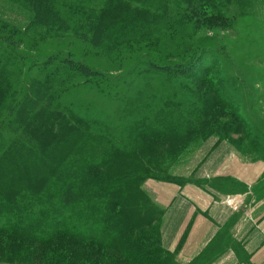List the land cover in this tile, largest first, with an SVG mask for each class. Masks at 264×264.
Here are the masks:
<instances>
[{
    "label": "rangeland",
    "instance_id": "374dc122",
    "mask_svg": "<svg viewBox=\"0 0 264 264\" xmlns=\"http://www.w3.org/2000/svg\"><path fill=\"white\" fill-rule=\"evenodd\" d=\"M56 1L65 15L76 8L95 11L106 0ZM121 1H130L132 6L135 2ZM162 3L156 0L136 3L138 33L123 34L128 41L124 46L120 44L102 50L82 42L72 31L62 36H45L41 29L29 25L32 16L29 7L19 0H0V21L7 25L2 29L4 25L0 23V26L3 25L0 27L2 40L18 42L15 53L22 54L25 60H18L8 67L10 93L28 90L22 83L24 76L39 77L37 85L33 86L34 97L39 103L31 106L28 114L16 118L15 110L0 113V163L8 168L6 174H23L35 166L40 167V157L33 155L30 158L26 155L28 148L23 145L25 137L17 125L50 104L58 109L67 106L72 116L88 119L103 128L100 135L103 141L87 145L90 156L99 157L117 151L126 154L123 161L128 162L131 169H145L141 173H148L149 176L145 181H138V209L143 212L160 209L152 206L154 198L146 186L148 182L162 180L210 186L206 181H197L196 173L204 162L203 142L211 137L227 143L241 156L264 160V0H216L215 8L222 7V19L209 18L210 10L205 9L204 13L191 16L187 26L178 32L190 42H200L199 51L208 50L218 62L215 71L200 70V74L213 78L216 72H221L217 77L224 80L218 95L211 98L216 103L207 116V123L212 128L207 129H201L196 122H204L203 114L209 105L188 91L178 93L190 96L193 100L174 102L171 92L167 91L169 85L154 75H142V63L155 59L152 48L138 52V42L154 37L155 32L152 27L151 30L146 29L147 18L142 11L156 9ZM164 4L168 9L167 16L172 19L179 18L178 10L185 8L184 0H166ZM178 39L177 36L163 37L158 49L165 55L177 54L186 48L176 43ZM66 55L98 72L95 78L98 88L79 87L71 83L63 93L59 81L66 78V71L60 68L58 72L50 71L52 73L47 74L31 67L33 61L38 63L48 56ZM77 78L80 79L79 76ZM192 85L194 89L200 87L197 94L205 91L206 86ZM30 94L29 100H32ZM23 95L22 92L16 94L13 105ZM220 102H223V108L218 105ZM225 121L233 123L229 134L225 131L226 126H223ZM94 130L98 131L99 127ZM27 173L29 176L34 174ZM3 239L2 236L0 240L6 242ZM64 244L1 245L0 264H72L65 256L60 261L54 260L64 254L67 249ZM146 245H152L151 252L156 255L155 258L163 257L165 252L169 264H181L163 249L164 252L160 253L154 238ZM85 246L82 250L85 253L71 257L73 264H133L126 250H101L92 245ZM127 248L130 253L138 252L140 256L137 246L127 245ZM146 256L148 259V253Z\"/></svg>",
    "mask_w": 264,
    "mask_h": 264
},
{
    "label": "trees",
    "instance_id": "16d2710c",
    "mask_svg": "<svg viewBox=\"0 0 264 264\" xmlns=\"http://www.w3.org/2000/svg\"><path fill=\"white\" fill-rule=\"evenodd\" d=\"M19 1L32 12L29 25L41 29L45 36H62L72 31L82 42L107 50L116 45H126L128 41L123 34L138 33V6L135 4L148 0H132L135 1L134 6L130 1L106 0L95 11L76 8L65 15L61 13L56 0ZM156 1L163 3L156 9L142 11L147 18L146 29L151 30L152 27L157 33L153 31L154 37L138 42V52L152 48L155 53V59L142 63V75H154L169 85L167 91L171 92L174 102L193 100L178 93L188 91L209 105L203 114L204 122L197 121L196 124L201 129L212 128L207 120L216 102L211 98L218 95L224 80L217 77L221 72L209 78L200 74V70L215 71L218 62L208 50L199 51L200 42H190L178 32L187 26L191 16L204 13L205 9L210 10L209 18L222 19V7L215 8L216 0H184L185 8L178 10L179 18L172 19L167 16L166 0ZM0 23L4 25H1L2 29L7 27L2 21ZM173 36L179 37L176 43L186 48L173 55L161 53L158 49L161 39ZM18 44L10 39L3 41L0 35V113L15 110L16 118L25 116L31 106L39 103L33 93V86L37 85L39 77L24 76L22 83L28 90L10 93L8 67L18 60L25 62L22 54L15 53ZM43 60L38 63L33 61L31 67L47 74L52 73L50 71L58 72L60 68L66 71V78L59 81L63 93L71 83L79 87L98 88L95 81L98 72L71 56H48ZM21 66L24 68V65ZM49 66L52 67L45 69ZM193 83L206 86L205 91L197 94L200 87L194 89ZM21 92L24 95L13 105L14 96ZM29 92L32 100H29ZM218 105L224 107L223 102ZM223 126H226L228 134L232 132V122L225 121ZM95 127H99V130H94ZM17 129L25 137L23 145L28 148L26 155L30 158L33 155L40 157L41 165L23 174L12 175L6 174L8 168L0 163V239L3 236L6 240H0V246L24 243L46 246L64 242L67 249L54 260L60 261L65 256L72 264L71 257L85 253L82 251L85 245L101 250H126L133 264L170 263L159 243L158 231L163 211L157 209L147 213L138 209V181H145L149 174L141 173L145 170L143 168L131 169L128 162L123 161L126 154L117 151L99 157L90 156L87 145L104 139L100 136L103 131L100 125L77 115L72 116L67 106L58 109L50 104L32 113L29 119L22 120ZM146 138L152 139L149 136ZM28 171L34 174H25ZM152 206L157 207V204L152 202ZM152 238L158 245V251L164 252L163 257L155 258L156 255L151 252L152 245H146ZM127 245L140 248V256L138 252L130 253Z\"/></svg>",
    "mask_w": 264,
    "mask_h": 264
},
{
    "label": "crops",
    "instance_id": "0c3cea01",
    "mask_svg": "<svg viewBox=\"0 0 264 264\" xmlns=\"http://www.w3.org/2000/svg\"><path fill=\"white\" fill-rule=\"evenodd\" d=\"M203 148L196 179L210 186L146 183L163 211L161 248L181 264H264V160L241 156L215 137ZM226 195L240 196V209L223 204Z\"/></svg>",
    "mask_w": 264,
    "mask_h": 264
},
{
    "label": "built area",
    "instance_id": "2783aa9c",
    "mask_svg": "<svg viewBox=\"0 0 264 264\" xmlns=\"http://www.w3.org/2000/svg\"><path fill=\"white\" fill-rule=\"evenodd\" d=\"M222 203L231 208L233 211H237L239 207L242 206V199L240 196H226ZM247 212H249V210Z\"/></svg>",
    "mask_w": 264,
    "mask_h": 264
}]
</instances>
